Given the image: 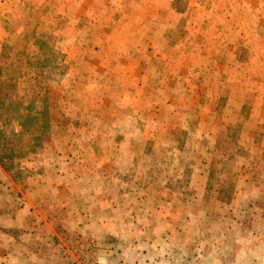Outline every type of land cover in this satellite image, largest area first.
<instances>
[{
	"label": "rangeland",
	"instance_id": "374dc122",
	"mask_svg": "<svg viewBox=\"0 0 264 264\" xmlns=\"http://www.w3.org/2000/svg\"><path fill=\"white\" fill-rule=\"evenodd\" d=\"M23 2L0 16L7 264H264V0Z\"/></svg>",
	"mask_w": 264,
	"mask_h": 264
},
{
	"label": "crops",
	"instance_id": "0c3cea01",
	"mask_svg": "<svg viewBox=\"0 0 264 264\" xmlns=\"http://www.w3.org/2000/svg\"><path fill=\"white\" fill-rule=\"evenodd\" d=\"M10 1H11V4H9ZM23 1L24 0H0V16H4L6 14L7 15L12 14V11L10 10V5H12V3H13V6L18 5L22 8V6L24 5ZM7 4L9 5L7 6ZM19 226H20V221L18 223V227ZM13 230H16V228H13ZM14 232L15 231H12L11 236L10 234L8 236H4L0 234V264L8 263L7 259L10 257V254L8 253V251L10 250L9 247L10 246L15 247V244L16 243L19 244L20 242L18 241V239H16V237L13 236ZM6 238L8 239V241H6Z\"/></svg>",
	"mask_w": 264,
	"mask_h": 264
}]
</instances>
